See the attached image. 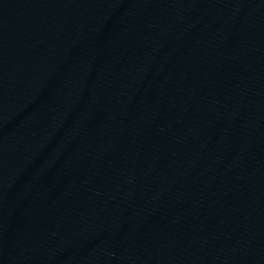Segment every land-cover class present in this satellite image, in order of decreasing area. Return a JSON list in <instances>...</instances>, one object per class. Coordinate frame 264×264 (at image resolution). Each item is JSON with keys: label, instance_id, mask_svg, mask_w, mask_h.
Here are the masks:
<instances>
[{"label": "water", "instance_id": "obj_1", "mask_svg": "<svg viewBox=\"0 0 264 264\" xmlns=\"http://www.w3.org/2000/svg\"><path fill=\"white\" fill-rule=\"evenodd\" d=\"M0 264H264V0H0Z\"/></svg>", "mask_w": 264, "mask_h": 264}]
</instances>
